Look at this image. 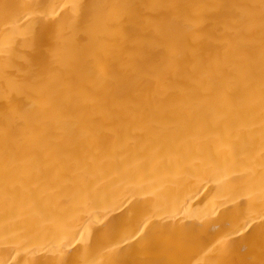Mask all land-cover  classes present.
Returning a JSON list of instances; mask_svg holds the SVG:
<instances>
[{
    "label": "bare ground",
    "instance_id": "bare-ground-1",
    "mask_svg": "<svg viewBox=\"0 0 264 264\" xmlns=\"http://www.w3.org/2000/svg\"><path fill=\"white\" fill-rule=\"evenodd\" d=\"M0 264H264V0H0Z\"/></svg>",
    "mask_w": 264,
    "mask_h": 264
}]
</instances>
